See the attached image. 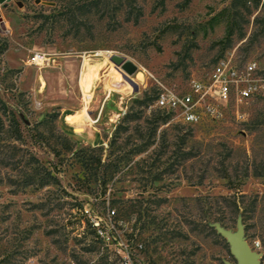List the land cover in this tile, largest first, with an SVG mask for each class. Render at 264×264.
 Here are the masks:
<instances>
[{
    "label": "rangeland",
    "instance_id": "rangeland-1",
    "mask_svg": "<svg viewBox=\"0 0 264 264\" xmlns=\"http://www.w3.org/2000/svg\"><path fill=\"white\" fill-rule=\"evenodd\" d=\"M162 2L0 0V264L237 263L214 224L238 218L264 264V97L193 125L153 106L227 53L264 72V0Z\"/></svg>",
    "mask_w": 264,
    "mask_h": 264
},
{
    "label": "built area",
    "instance_id": "built-area-1",
    "mask_svg": "<svg viewBox=\"0 0 264 264\" xmlns=\"http://www.w3.org/2000/svg\"><path fill=\"white\" fill-rule=\"evenodd\" d=\"M234 54L231 52L221 57L208 78L193 79L188 90H180L175 85L155 78L157 91L153 106L160 109L165 116L193 125L207 117H217L221 113L220 108L228 105L233 97L238 102L257 95L264 97L263 70L255 61H249L241 68L234 61ZM96 56H102V53L90 50L82 54L85 61ZM54 62L55 58L42 50L34 51L28 59L30 65L38 67L50 66ZM120 252V264H146L130 255L128 243Z\"/></svg>",
    "mask_w": 264,
    "mask_h": 264
},
{
    "label": "water",
    "instance_id": "water-1",
    "mask_svg": "<svg viewBox=\"0 0 264 264\" xmlns=\"http://www.w3.org/2000/svg\"><path fill=\"white\" fill-rule=\"evenodd\" d=\"M111 59L117 66H123L126 70L131 69L133 66L129 60H126L120 55H113ZM135 86L137 87L136 84ZM214 226L227 238L231 252L237 258V263L227 261V264H261L262 254L260 251L254 249L247 240L245 236V226L241 218L237 220L236 230L226 228L219 222H216Z\"/></svg>",
    "mask_w": 264,
    "mask_h": 264
},
{
    "label": "trees",
    "instance_id": "trees-1",
    "mask_svg": "<svg viewBox=\"0 0 264 264\" xmlns=\"http://www.w3.org/2000/svg\"><path fill=\"white\" fill-rule=\"evenodd\" d=\"M161 1H163L162 3H165V0H161ZM190 2H191V0H184L183 5L187 6ZM132 69H133V66H132L131 70ZM12 122H13V124L16 125V127H19V121H18V119L15 116L12 117L11 123ZM88 166H89V164L85 163V167L88 168ZM46 183H49V182H46Z\"/></svg>",
    "mask_w": 264,
    "mask_h": 264
},
{
    "label": "bare ground",
    "instance_id": "bare-ground-1",
    "mask_svg": "<svg viewBox=\"0 0 264 264\" xmlns=\"http://www.w3.org/2000/svg\"><path fill=\"white\" fill-rule=\"evenodd\" d=\"M111 55V54H110ZM96 65H99V67H100V65L101 64H96ZM86 70L88 71V72H95L96 70H94V68H92V67H88V68H86ZM91 75V74H90ZM92 76V75H91ZM94 77V76H93ZM95 78V77H94ZM93 78V79H94ZM90 79H91V77H90ZM89 87H90V85L88 86V89H86V90H84V91H89ZM88 94H90V93H85V102H86V104H88L90 101H91V96L92 95H90V96H88ZM88 96V97H87ZM85 110V109H84Z\"/></svg>",
    "mask_w": 264,
    "mask_h": 264
},
{
    "label": "crops",
    "instance_id": "crops-1",
    "mask_svg": "<svg viewBox=\"0 0 264 264\" xmlns=\"http://www.w3.org/2000/svg\"><path fill=\"white\" fill-rule=\"evenodd\" d=\"M76 129L78 130V129H80V128L77 127Z\"/></svg>",
    "mask_w": 264,
    "mask_h": 264
}]
</instances>
